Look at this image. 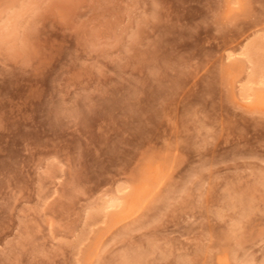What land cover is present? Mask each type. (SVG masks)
Returning <instances> with one entry per match:
<instances>
[{"label":"rangeland","instance_id":"obj_1","mask_svg":"<svg viewBox=\"0 0 264 264\" xmlns=\"http://www.w3.org/2000/svg\"><path fill=\"white\" fill-rule=\"evenodd\" d=\"M257 60L264 0H0V264H264Z\"/></svg>","mask_w":264,"mask_h":264},{"label":"bare ground","instance_id":"obj_2","mask_svg":"<svg viewBox=\"0 0 264 264\" xmlns=\"http://www.w3.org/2000/svg\"><path fill=\"white\" fill-rule=\"evenodd\" d=\"M233 10L234 8H230L228 11ZM254 50L255 47L253 45L249 46L244 51L243 55L247 58H251ZM249 77L248 84L250 86L257 85L258 87L256 86V89L244 88L245 90L242 96L243 100L251 109L264 110V67L259 60L256 62L254 61V69L252 70V75H249ZM160 175V167L149 166L139 183H137V185L124 198L110 199L107 207L114 213V220L112 221H123L132 217L143 203L146 195L151 193L153 183L158 181ZM215 262L216 264H228V255L226 253H218L215 258Z\"/></svg>","mask_w":264,"mask_h":264}]
</instances>
